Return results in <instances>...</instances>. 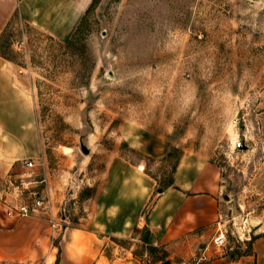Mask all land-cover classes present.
I'll return each mask as SVG.
<instances>
[{"label": "rangeland", "instance_id": "obj_1", "mask_svg": "<svg viewBox=\"0 0 264 264\" xmlns=\"http://www.w3.org/2000/svg\"><path fill=\"white\" fill-rule=\"evenodd\" d=\"M155 139L161 158L139 150ZM183 156L218 168L216 221L166 246L125 226L100 240L110 264H207L264 230V0H90L65 41L11 19L0 36V179L26 160L44 174L45 227L62 230L43 239L40 264L100 249L80 231L99 228L109 161L142 166L163 189Z\"/></svg>", "mask_w": 264, "mask_h": 264}, {"label": "crops", "instance_id": "obj_2", "mask_svg": "<svg viewBox=\"0 0 264 264\" xmlns=\"http://www.w3.org/2000/svg\"><path fill=\"white\" fill-rule=\"evenodd\" d=\"M90 0H0V36L17 15L21 20L48 34L57 41H65L74 31ZM163 143H141L139 150L146 156L161 158ZM140 165L123 158L107 164L104 185L97 193L96 226L80 231L83 240L101 243L100 249L80 254L75 262L68 257L59 264H110L101 250L109 238H122L124 227L145 228L155 245L177 242L195 230L217 219V195L220 173L208 162L190 156L180 158L174 169L171 185L157 189L156 182ZM44 212L11 220L0 210V264H40L44 251L43 239H49ZM127 230V229H126ZM105 234V237L100 235ZM99 238V239H98ZM242 253L219 252L207 264H264V230L251 241L241 244ZM85 253V254H84ZM47 264H51V258Z\"/></svg>", "mask_w": 264, "mask_h": 264}, {"label": "built area", "instance_id": "obj_3", "mask_svg": "<svg viewBox=\"0 0 264 264\" xmlns=\"http://www.w3.org/2000/svg\"><path fill=\"white\" fill-rule=\"evenodd\" d=\"M234 149L241 148V142L232 143ZM33 160L16 163L0 179V210L4 217L11 220L25 219L41 211L49 210L45 196L47 182L41 168ZM41 172V173H40ZM52 236L62 230V225L54 219L49 221ZM225 236L219 233L214 238L217 246L224 245ZM124 254V252H123Z\"/></svg>", "mask_w": 264, "mask_h": 264}, {"label": "bare ground", "instance_id": "obj_4", "mask_svg": "<svg viewBox=\"0 0 264 264\" xmlns=\"http://www.w3.org/2000/svg\"><path fill=\"white\" fill-rule=\"evenodd\" d=\"M66 151H69V149H66ZM139 169H142V167H139Z\"/></svg>", "mask_w": 264, "mask_h": 264}, {"label": "trees", "instance_id": "obj_5", "mask_svg": "<svg viewBox=\"0 0 264 264\" xmlns=\"http://www.w3.org/2000/svg\"><path fill=\"white\" fill-rule=\"evenodd\" d=\"M171 185V181H170V183H169V185L168 186H170Z\"/></svg>", "mask_w": 264, "mask_h": 264}]
</instances>
